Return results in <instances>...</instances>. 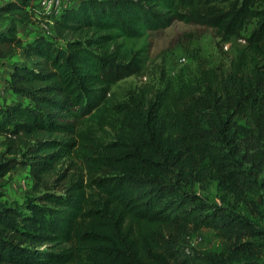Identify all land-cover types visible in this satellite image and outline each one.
Instances as JSON below:
<instances>
[{"label": "trees", "instance_id": "16d2710c", "mask_svg": "<svg viewBox=\"0 0 264 264\" xmlns=\"http://www.w3.org/2000/svg\"><path fill=\"white\" fill-rule=\"evenodd\" d=\"M1 19L0 61L22 62L10 73L19 99L0 107V187L29 168L34 198L0 202V264H264L253 220L188 189L215 174L264 215V0H77L55 18L17 0ZM36 19L52 35L20 37ZM175 22L235 43L227 76L187 97L131 96L113 107L118 136L93 134L86 120L145 69L150 33ZM203 230L220 253L191 247Z\"/></svg>", "mask_w": 264, "mask_h": 264}, {"label": "rangeland", "instance_id": "374dc122", "mask_svg": "<svg viewBox=\"0 0 264 264\" xmlns=\"http://www.w3.org/2000/svg\"><path fill=\"white\" fill-rule=\"evenodd\" d=\"M7 0H0V3ZM41 10L43 0H33ZM64 7H73L77 0H61ZM65 4V5H64ZM60 10H55L48 18H55ZM45 17V16H44ZM5 20H0V28L5 26ZM23 24L21 36L33 37L35 34L51 36L50 27L38 21ZM254 28L249 27L248 33ZM150 52L145 69L136 76L121 81L111 88L109 97L102 108L86 120L85 126L93 134L113 140L123 130L121 118L113 107L118 103L128 102L131 96L154 95L167 91L171 99L180 96H190L197 93L202 81L213 76L225 78L231 67V49L235 43L225 44L218 38L214 29L201 25H188L175 22L170 27L150 33ZM19 53L12 60L0 61V107L15 100L7 86L8 77L14 69V64L21 61ZM188 94V95H187ZM2 99V101H1ZM215 174L200 179L195 187L188 188L199 194L212 206L228 208L243 217L253 220L264 231V215H260L248 206L239 203L237 199L224 192ZM62 185L57 192H61ZM264 194V191L262 192ZM34 198L33 179L29 168L19 167L10 173L0 187V202L9 205H25ZM191 247L203 254H217L222 251V241L213 231L203 230L190 235ZM45 249V248H43Z\"/></svg>", "mask_w": 264, "mask_h": 264}, {"label": "built area", "instance_id": "2783aa9c", "mask_svg": "<svg viewBox=\"0 0 264 264\" xmlns=\"http://www.w3.org/2000/svg\"><path fill=\"white\" fill-rule=\"evenodd\" d=\"M65 5V4H64ZM63 6V3L61 0H43L42 2V14L44 16H50L55 10H60L58 13L56 11V16L63 13L66 10V6L63 9H60Z\"/></svg>", "mask_w": 264, "mask_h": 264}, {"label": "crops", "instance_id": "0c3cea01", "mask_svg": "<svg viewBox=\"0 0 264 264\" xmlns=\"http://www.w3.org/2000/svg\"><path fill=\"white\" fill-rule=\"evenodd\" d=\"M12 1H17V0H7V1H5V2H2V3H0V6H3V5H5L6 3H8V2H12ZM34 2V1H33ZM58 16H60V14L59 15H57L56 17H58ZM5 22V24H6V21H4ZM5 28H6V26H4L3 27V29L5 30ZM23 32H20V37H22V38H24V39H27V40H32L34 37H35V35H37V34H35L33 37H29V38H25V37H23V36H21V34H22ZM51 35H52V32H51ZM10 75H9V77H8V81L9 82H7L8 84H7V86L9 87V90L11 91V89H10ZM12 92V91H11ZM14 95V94H13ZM14 98H15V100H17V99H19L17 96H15L14 95ZM1 101H2V99H1ZM2 103L5 105V104H11L12 103V101H7V102H4V101H2Z\"/></svg>", "mask_w": 264, "mask_h": 264}]
</instances>
